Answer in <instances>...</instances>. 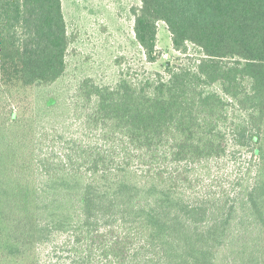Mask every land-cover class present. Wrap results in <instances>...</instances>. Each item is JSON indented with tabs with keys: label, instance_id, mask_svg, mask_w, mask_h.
<instances>
[{
	"label": "trees",
	"instance_id": "1",
	"mask_svg": "<svg viewBox=\"0 0 264 264\" xmlns=\"http://www.w3.org/2000/svg\"><path fill=\"white\" fill-rule=\"evenodd\" d=\"M138 2L146 60L161 22L186 62L81 77L67 137L30 128L21 99L65 76L62 0H0V263L41 264L45 245L47 264H264V0ZM231 140L251 153L231 193L196 192L211 162L237 158Z\"/></svg>",
	"mask_w": 264,
	"mask_h": 264
},
{
	"label": "rangeland",
	"instance_id": "2",
	"mask_svg": "<svg viewBox=\"0 0 264 264\" xmlns=\"http://www.w3.org/2000/svg\"><path fill=\"white\" fill-rule=\"evenodd\" d=\"M139 5L138 0H62L68 32L73 33L76 40L68 52L65 76L43 92L29 91L26 97L21 98L25 105L23 117L30 128L55 125L67 137H75V127L71 123L77 122L69 106L81 77H89L100 85L113 86L120 72L117 62H120L123 73L129 72L135 79L154 73L167 78V68L175 69L186 62V56L172 49L170 34L161 22L157 24V61L149 63L146 60L133 32L132 11ZM198 56L189 47L188 57L196 59ZM50 100L57 102L56 108L49 115H43L44 102ZM35 120L41 126L35 125ZM232 143V140L228 143V154L236 151L237 158L230 155L228 159L211 162L205 169L206 174L196 180V192L231 193L234 181L242 176L251 156L248 148H238ZM61 237L56 236L53 245L61 241ZM34 251L38 253L41 264H47L49 258L51 263H55L56 258L51 256L49 246L36 245ZM14 262L0 264H26V259Z\"/></svg>",
	"mask_w": 264,
	"mask_h": 264
}]
</instances>
